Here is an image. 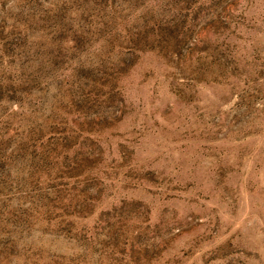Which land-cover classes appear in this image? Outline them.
<instances>
[{
  "label": "rangeland",
  "instance_id": "1",
  "mask_svg": "<svg viewBox=\"0 0 264 264\" xmlns=\"http://www.w3.org/2000/svg\"><path fill=\"white\" fill-rule=\"evenodd\" d=\"M0 264H264V0H0Z\"/></svg>",
  "mask_w": 264,
  "mask_h": 264
}]
</instances>
